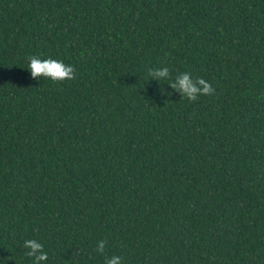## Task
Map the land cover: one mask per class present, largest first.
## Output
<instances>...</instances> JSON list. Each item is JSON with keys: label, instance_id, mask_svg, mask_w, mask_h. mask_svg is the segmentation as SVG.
<instances>
[{"label": "trees", "instance_id": "trees-1", "mask_svg": "<svg viewBox=\"0 0 264 264\" xmlns=\"http://www.w3.org/2000/svg\"><path fill=\"white\" fill-rule=\"evenodd\" d=\"M28 239L46 264H264V0H0V264Z\"/></svg>", "mask_w": 264, "mask_h": 264}, {"label": "clouds", "instance_id": "clouds-1", "mask_svg": "<svg viewBox=\"0 0 264 264\" xmlns=\"http://www.w3.org/2000/svg\"><path fill=\"white\" fill-rule=\"evenodd\" d=\"M27 59L29 61L27 69L30 71L33 80L44 77L53 82H63L76 78V69L72 65L65 64L62 60L41 59L36 55H30ZM148 75L157 81L168 80L170 87L179 92L182 98H187L193 102L201 95H213L216 91L211 83L204 78L196 77L194 79L188 72L180 73L173 79L168 67L150 69ZM106 244V240L98 241L96 251L103 254ZM24 247L28 249L26 255L33 258L34 264H46L48 253L44 250V245L41 242L36 239H28L25 240ZM105 264H122V257L116 255L106 257Z\"/></svg>", "mask_w": 264, "mask_h": 264}]
</instances>
